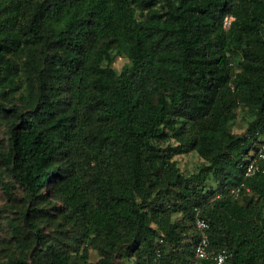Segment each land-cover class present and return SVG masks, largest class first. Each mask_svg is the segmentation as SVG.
Wrapping results in <instances>:
<instances>
[{
	"label": "trees",
	"instance_id": "16d2710c",
	"mask_svg": "<svg viewBox=\"0 0 264 264\" xmlns=\"http://www.w3.org/2000/svg\"><path fill=\"white\" fill-rule=\"evenodd\" d=\"M262 135L264 0H0V264H264Z\"/></svg>",
	"mask_w": 264,
	"mask_h": 264
},
{
	"label": "built area",
	"instance_id": "2783aa9c",
	"mask_svg": "<svg viewBox=\"0 0 264 264\" xmlns=\"http://www.w3.org/2000/svg\"><path fill=\"white\" fill-rule=\"evenodd\" d=\"M231 16H226L223 20L224 29H228L232 21ZM264 174V135H262L257 143V149L250 154L247 163L243 168V177L245 179L253 178L257 175ZM243 187V183L240 187ZM240 187L231 189V193L236 196ZM195 226L200 231L201 235L194 247V260L191 264H201L210 262L213 264H224L230 257V253L226 249L213 250L210 247V242L206 234L208 228L207 223L200 217V210L195 207Z\"/></svg>",
	"mask_w": 264,
	"mask_h": 264
},
{
	"label": "rangeland",
	"instance_id": "374dc122",
	"mask_svg": "<svg viewBox=\"0 0 264 264\" xmlns=\"http://www.w3.org/2000/svg\"><path fill=\"white\" fill-rule=\"evenodd\" d=\"M126 64V59H124L122 56L115 55L112 62V67L115 70L120 71ZM250 120V116L244 114L243 109H239L236 118L230 123L229 129L234 133H244ZM174 159L176 160L180 171L185 174H189L195 171L202 161V159L195 151L188 152L184 155L175 156ZM22 197L23 192L20 190V188H18V186L16 187L14 200L12 199V201L8 200L0 190V213L4 211L6 206H10V204H12V206L8 210V214L14 215L13 211H15L16 205H20V203L22 202ZM3 229L5 232H7L5 227ZM46 232H48V230H46ZM94 254L95 253L92 254L91 259L96 260L98 257Z\"/></svg>",
	"mask_w": 264,
	"mask_h": 264
}]
</instances>
